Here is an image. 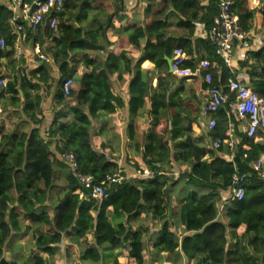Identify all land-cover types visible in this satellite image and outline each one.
<instances>
[{
  "label": "trees",
  "instance_id": "obj_1",
  "mask_svg": "<svg viewBox=\"0 0 264 264\" xmlns=\"http://www.w3.org/2000/svg\"><path fill=\"white\" fill-rule=\"evenodd\" d=\"M124 1L64 0L55 33L45 28L43 32L27 33L26 37V41L41 46L50 41L45 52L52 64L40 62L26 74L8 79L4 88L0 87V107L8 102L20 108V101L24 99L21 111L27 116L34 104L39 108L41 98L36 96L41 87L53 85L51 66L54 65L59 78L53 100L55 105L66 107L65 114L54 115L45 138L38 128L4 133L0 126V264H55L52 260L59 253L64 235L85 241L89 233L93 244L87 245L79 257L80 262L88 264H147L149 259L156 263L169 262V258L171 264H182L183 259L186 264H264V180L253 167L264 155V129L249 138L236 130L239 121L232 118L238 141L233 150H229L224 144L229 108L219 107L210 116L217 125L212 131H206L210 139L223 141L213 150L210 142L207 147L201 138L193 136L192 120L181 114L166 84L172 75L167 73L165 57L171 58L173 50L179 48L186 54L182 67H197L193 61L194 24H202L208 33L218 15L219 0H207L205 4L203 0H157L156 3L144 0L148 5L141 23L122 30L127 34L128 44L139 52L134 64L127 50L115 53L107 50L111 45L109 31L120 29L121 22L127 19ZM232 1L231 12L247 33L252 27L254 11L248 9L247 0ZM151 3H155L156 9L153 10ZM259 15L264 27V7ZM8 16L6 7L0 6V37L5 41L4 49H0V60L13 56L14 37L6 22ZM169 16L177 17L176 26L185 30L183 36H169ZM141 40H144L142 46ZM198 41L205 51L211 74L209 85L202 82L204 88L224 85L233 74L215 54L208 36ZM92 52H104V59L96 60ZM146 61L152 63L159 74L152 96H149V75L140 70V65ZM250 61L253 64L249 65L259 68L251 66L249 86L264 97V47L247 51L246 58L238 62V68L250 67ZM2 66L0 64V79L4 77L1 76ZM78 66L89 70L76 80L78 88L74 89L72 84L70 93L64 96L61 83L71 79ZM217 66L219 76L214 71ZM124 72L131 76L128 83L131 120L127 135L133 139L143 134L141 147L136 146L137 151L141 149L140 162L133 167L136 172L140 166L155 171L149 178L120 175L116 163L98 153L91 140L92 122L98 119L100 112L112 113L123 105L122 99L113 95L109 77L116 74L121 79ZM32 91L35 96L30 99ZM67 100L75 103L69 106ZM146 101L149 104L147 119L142 127L137 115ZM66 114L70 115V120L60 121ZM39 122L35 120L34 124ZM185 137L184 142L175 143ZM52 144L59 160L50 150ZM65 153L72 154L74 170L61 158ZM60 162L69 172L65 176L62 197L53 202L49 193L56 179L54 165ZM173 165L179 171L170 183L169 175L174 176ZM75 172L92 176L94 183H100L107 174L113 173L122 179L105 186L107 197L95 199L90 196V190L81 187ZM234 173L247 175L241 199L230 198ZM177 179H183L182 186L187 192L179 200L175 213L170 214V188H177ZM222 202L218 211L217 206ZM143 210L150 214L158 228L150 242L149 253L143 231H132L127 224ZM121 216H126L124 222L113 221ZM171 217L180 223L182 232L171 230ZM24 228L32 230L37 252L23 258L21 263L15 259L6 261L7 243L12 234ZM114 251L118 253L113 255ZM105 252L110 253L105 255ZM119 255H124V262L118 261Z\"/></svg>",
  "mask_w": 264,
  "mask_h": 264
},
{
  "label": "crops",
  "instance_id": "obj_2",
  "mask_svg": "<svg viewBox=\"0 0 264 264\" xmlns=\"http://www.w3.org/2000/svg\"><path fill=\"white\" fill-rule=\"evenodd\" d=\"M156 2L158 1L155 0V3ZM155 3H151L153 10L156 9ZM205 3L206 0H203L202 4ZM147 5L148 3H146L144 0H125L124 6L127 11L126 12L127 19L121 22L120 29L111 30L108 33V39L111 42V45L108 47L107 50L111 53L118 52L121 49L127 50L129 52L128 56H130L132 59L131 60L132 64L136 62L139 56V52H136L133 49V47L128 44L127 34L123 33L122 30L132 25H139L143 19V11L147 7ZM0 6L6 7L4 0H0ZM247 6L248 9L254 11L252 27L247 32L251 47L249 50H243L238 46V44H235L233 50V65H234L235 77H237L239 80L249 85L248 73L251 72V66H252L249 64H253V63L251 61L248 62V65L250 67H246L245 69L240 70L238 68V62L246 58L247 51L254 52L264 47V27L261 26L260 15H259V12L264 7V0H247ZM177 21L178 19L176 16H169V23H170L169 36L173 35L174 37H180L185 34L184 29L178 28L176 26ZM194 27H195L194 35L192 38L193 61L195 65H197L200 61L207 60L205 51L198 41L199 39L206 38L207 31L205 30L202 24L195 23ZM143 43L144 40H141L140 45L142 46ZM30 46L31 45L28 44L24 45L23 57L15 60L13 57H11L14 60L13 62L16 64L15 66L11 65L10 67L11 72L14 70L15 72L18 71V68L30 70L36 67L35 65L36 63H34V59L30 53ZM91 54L92 57L95 58L96 60H103L105 56L104 52L101 53L92 52ZM3 63H4L3 59H1L0 64L3 65ZM5 66L6 65H3L1 67L2 73L5 69L4 68ZM252 67H255V69L256 67L259 68V66L257 65ZM88 70L89 68L85 69L82 66L77 67L75 75L71 78L73 81L74 89L78 88L76 80ZM140 70L144 71L146 74L149 75L150 86H151L149 90V96H152L156 86V79L159 74L157 73L155 66L148 61L140 65ZM214 71L219 76L220 74L219 66H217ZM167 73H168V68H167ZM168 74L172 75L166 81V84L169 88V96H171L172 100L176 102L181 114L187 117L189 120H192L191 126L193 129V136L197 138H201L203 142L207 140H209L210 142V138L207 136L204 127L208 120V116L204 112V104L207 97L202 80L200 78L185 80L182 78H177L172 73H168ZM51 75L54 78V72L52 66H51ZM130 78L131 76H129L125 72L121 74V79L117 78L116 74L111 75L109 77V84L111 87V91L113 95L120 97L122 99L123 105L116 108V110L112 113H109L107 111L100 112L98 119L92 122V127H91V140L95 150L98 153L105 155L107 160L116 163L118 167V172L121 173V175H123L125 178L134 177L135 175L136 171L134 167H132L131 165L135 164L136 162H140L139 153L141 152V149H138L137 151L136 146L138 145L139 147H141L142 138H143L142 133L137 134L133 139H130L127 135V127L131 120L128 110V101H129L128 83ZM44 89H46V87H41L40 91L37 93L38 95L36 96L37 98L38 97L41 98L39 108L36 107V105L34 104L33 110L27 116H25V113L21 111L24 105L23 104L24 99H21L20 101V106H21L20 108L14 109V107L9 105L6 107L5 114L10 119V121L5 126L9 127V131L17 130L19 132H28L33 128H38L41 136H43L44 138L45 136H47V132L49 127L51 126L54 115L65 114L66 107H64L63 105H55L53 100L54 98L53 94L55 89L54 85L53 87L50 88L48 95H46V92L44 93ZM34 93L35 91L31 92L29 96L30 99L34 98L35 96ZM74 103L75 102L72 100H67L66 104L70 106L73 105ZM148 105L149 104L146 101L144 108L141 109V111L137 115V118L140 120L142 127L146 123ZM14 112H17V118L16 115H14L15 114ZM0 113H1L0 118H2L4 113L1 111ZM32 114H34V118ZM35 120H40V122L38 124L37 123L34 124ZM59 120L69 121L70 115L68 114L67 116H65V118L63 119L60 118ZM23 125L25 126L23 127ZM236 130L242 132V130L238 126H236ZM232 134L235 142L237 143L238 137L235 135L234 128ZM186 138L187 137L182 138L176 141L175 143L177 144L182 143L186 140ZM49 147L51 152L55 154L56 159L59 160L60 156L58 157V155L56 154L54 144L50 145ZM205 158H208V156L206 155ZM58 165L59 167H61L62 170L68 169L67 166H65V164L62 165L61 162L58 163ZM171 171L174 172V176L176 177L178 175L179 169L176 165H173ZM53 189L55 188H52V190ZM59 189H60L59 190L60 193L62 192L64 193V188H59ZM186 192H187V188H184V186H182L181 188H170V201H171V205L169 208L170 214L175 213L179 200L186 194ZM60 193L57 194L59 195L58 198L53 199V202L61 197ZM55 196L56 194L54 195V197ZM222 204L223 202L218 204L217 206L218 211L221 210ZM124 218L126 219V216ZM127 224L130 226L132 231L136 229L143 231V241L147 244L146 252L148 251L149 253L148 249L150 247V242L158 232V228L155 225V223H153L150 214L147 213L146 210H143L139 216L129 219ZM169 225L171 230H177L179 231V233L182 232L180 223L177 220L173 219V217L169 219ZM31 231H32L31 229L26 230L24 228L20 233L12 234L5 249L6 261L9 262L15 259L19 263H21L23 258L26 259L34 251L37 252V250L33 245ZM92 244H93V238L91 233L87 235L85 241H83L82 239H76L72 236L64 235L62 243L59 245L60 248L59 252L61 251L62 248L66 247V249L62 253L64 264L65 262H68L67 264H88L87 262L84 263L80 262L79 257L82 251L85 249V247L87 245H92ZM117 253H118L117 251H114L113 255ZM117 259L119 262L125 261L124 255H119ZM52 261L54 262V260ZM107 264H110V262ZM128 264H132V263L129 262ZM147 264H156V263L154 262L151 263V259H149ZM169 264H171L170 258H169ZM182 264H186V260L183 259Z\"/></svg>",
  "mask_w": 264,
  "mask_h": 264
},
{
  "label": "built area",
  "instance_id": "obj_3",
  "mask_svg": "<svg viewBox=\"0 0 264 264\" xmlns=\"http://www.w3.org/2000/svg\"><path fill=\"white\" fill-rule=\"evenodd\" d=\"M9 12L7 24L13 39V58L19 59L24 55V43L27 33L43 32L45 28L55 33L58 17L63 11L64 0H4ZM207 1V0H206ZM232 0H219L218 15L213 19V28L207 33L215 54L221 59L224 66L228 68L233 76L225 80L224 85L208 86L205 89L206 101L204 112L208 116L205 124V131H212L217 125L216 120L210 118L219 107L225 105L229 108L226 115V135L224 144L233 150L235 140L233 138L232 118L239 121L237 125L242 132L249 138L254 137L259 130L264 129V97L259 96L252 88L234 76L233 50L235 44L243 50L250 49L247 33H245L232 14ZM5 41L0 37V49H4ZM30 53L37 66L40 62L51 63L49 56L39 43L35 42L30 46ZM187 59L186 54L179 48L173 50L171 57L172 74L177 78L191 80L200 78L206 85L211 83V74L208 71L209 62L202 60L195 69L182 67ZM26 74V72H24ZM21 73V76L24 74ZM73 81L70 78L64 79L61 83V90L64 96H68L71 91ZM6 81L0 79V87L4 88ZM222 140L211 138L210 146L217 150ZM61 158L74 170L76 165L72 154L65 153ZM254 169L259 177L264 180V155L253 163ZM156 172L140 166L137 175L149 178ZM74 175L78 178L81 187L90 190V196L95 199L107 197L105 186L118 183L122 179L119 174H107L100 183H94L92 176L86 174ZM247 180L245 173H234L231 176L230 198L241 199L243 196L242 186ZM80 195L81 190L77 191Z\"/></svg>",
  "mask_w": 264,
  "mask_h": 264
},
{
  "label": "rangeland",
  "instance_id": "obj_4",
  "mask_svg": "<svg viewBox=\"0 0 264 264\" xmlns=\"http://www.w3.org/2000/svg\"><path fill=\"white\" fill-rule=\"evenodd\" d=\"M25 45H32V41L31 40H27L25 43H24ZM48 46H50V41L49 40H47V41H45V44H44V46H43V50L45 51L46 50V48L48 47ZM29 47V46H28ZM13 57V56H12ZM35 59V58H34ZM15 60V59H14ZM13 58H9V59H3V62L5 63H3V65H6L4 68V71H3V73H2V76H4V79L7 81L8 79H12L13 77H17V76H21V73H24V72H28L29 70L28 69H21V68H18V71H16L15 72V70L14 71H12L11 72V70H10V67H11V65H16L13 61ZM14 63V64H13ZM39 64V63H38ZM52 64V63H51ZM52 69H53V72H54V78H53V85H54V88L56 87V83H57V81H58V78H59V73H58V70H57V68H56V66H54V65H52ZM256 69L258 70V68L256 67ZM2 72V71H1ZM53 85H51V86H42V87H46V89H44V93L46 92V95H48L49 94V90H50V88L51 87H53ZM35 94V93H34ZM7 101H8V99H7ZM8 106V102L6 103V106H2L1 107V109H0V111L1 112H3L4 114H3V117L2 118H0V126H2V128H3V132L5 133H8V132H10L9 131V127H6L5 125H7L8 123H9V121H10V119L6 116V114H5V109H6V107ZM10 106V105H9ZM3 108H4V110H3ZM15 109V108H14ZM15 114L14 115H16V118H17V112H14ZM1 114V113H0ZM1 116V115H0ZM8 120V121H7ZM25 125H23V127H24ZM204 143V145L205 146H208L209 145V141H205V142H203ZM62 164V163H61ZM63 165V164H62ZM132 167H133V165H131ZM68 168V167H67ZM54 169L56 170V179L54 180V188L55 189H53V190H51L50 191V193H49V197H52V199H56V198H58L59 197V195H57V194H59L60 192H59V188H64V186L66 185V183H65V176H66V174L69 172L68 171V169H66V170H62L61 169V167H59V165L58 164H56V165H54ZM120 175H121V173H119ZM135 176H137V172H135ZM176 179V177H172V175H169V182L171 183V182H173L174 180ZM178 180V183H177V188H181L182 187V184H183V179H177ZM179 185V186H178ZM56 194V196L54 197V195ZM62 195H63V192L62 193H60V196L62 197ZM60 197V198H61ZM125 216H121V217H118V218H115L113 221H122V222H124L126 219L124 218ZM24 244V243H23ZM66 249V247H64V248H62L61 249V251L58 253V254H56L55 255V257L53 258V260H54V262L56 263V264H64V262H63V256H62V253H63V251ZM110 252H105L104 254L105 255H107V254H109ZM111 257H112V255L111 256H109L108 258H109V260L111 259ZM107 258V259H108ZM64 259H66V258H64ZM163 261V260H162ZM68 262H65V264H67ZM156 264H169V262H156Z\"/></svg>",
  "mask_w": 264,
  "mask_h": 264
},
{
  "label": "water",
  "instance_id": "obj_5",
  "mask_svg": "<svg viewBox=\"0 0 264 264\" xmlns=\"http://www.w3.org/2000/svg\"><path fill=\"white\" fill-rule=\"evenodd\" d=\"M165 60H166V63H167L168 73H172L171 58L165 57Z\"/></svg>",
  "mask_w": 264,
  "mask_h": 264
}]
</instances>
